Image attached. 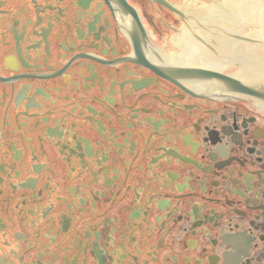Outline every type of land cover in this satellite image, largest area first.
<instances>
[{"label":"flooded vegetation","instance_id":"flooded-vegetation-1","mask_svg":"<svg viewBox=\"0 0 264 264\" xmlns=\"http://www.w3.org/2000/svg\"><path fill=\"white\" fill-rule=\"evenodd\" d=\"M236 2L0 0V264H264V103L195 72Z\"/></svg>","mask_w":264,"mask_h":264},{"label":"water","instance_id":"water-1","mask_svg":"<svg viewBox=\"0 0 264 264\" xmlns=\"http://www.w3.org/2000/svg\"><path fill=\"white\" fill-rule=\"evenodd\" d=\"M236 1V3H241V0ZM261 2L264 4V0H261ZM216 24L217 22L215 21L211 27H214ZM259 26L263 27L264 30V20L263 24H260ZM224 35L230 40V38H228L230 37L229 35ZM243 44H249L251 46L255 45V51L253 53L245 54L238 52L236 58H233L227 65L223 66L225 71L220 69V71H208L205 69H198L196 71L203 81L219 80L217 81L219 83L218 87H221L224 91L244 95L250 94L264 103V36L258 41L251 40L249 43ZM239 48L240 51H243L246 49V46L240 44Z\"/></svg>","mask_w":264,"mask_h":264}]
</instances>
